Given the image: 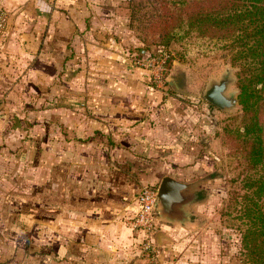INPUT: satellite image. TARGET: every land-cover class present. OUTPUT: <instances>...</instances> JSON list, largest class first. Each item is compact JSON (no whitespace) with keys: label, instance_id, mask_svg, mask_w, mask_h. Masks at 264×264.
Segmentation results:
<instances>
[{"label":"crops","instance_id":"1","mask_svg":"<svg viewBox=\"0 0 264 264\" xmlns=\"http://www.w3.org/2000/svg\"><path fill=\"white\" fill-rule=\"evenodd\" d=\"M96 1L0 0V110L29 77L60 65L68 95L52 106L50 134L20 144L14 184L0 170V264H138L130 220L141 187L164 176L188 183L184 173L197 169V117L146 85L123 50L93 43ZM16 151L0 149V167Z\"/></svg>","mask_w":264,"mask_h":264},{"label":"rangeland","instance_id":"2","mask_svg":"<svg viewBox=\"0 0 264 264\" xmlns=\"http://www.w3.org/2000/svg\"><path fill=\"white\" fill-rule=\"evenodd\" d=\"M94 5L97 10L90 16L93 18L90 29L95 32L93 43H109L116 50H123L131 66L130 60L138 50L156 53L161 49L169 56L166 82L157 88L146 75L145 84L162 96L174 97L179 108L191 110L197 117L192 131L197 169L184 173V177L188 183L203 180L198 187L200 200L190 209L192 217L186 226L154 223L153 251L145 248L147 237L136 231L140 236L138 264H242L240 229L247 224L238 219L244 205L241 198L245 195V200L254 199L251 194L254 188L248 190L244 185L255 183L264 172L261 174L258 167L254 168L249 159L250 139L244 136L247 121L239 104L238 69L230 65L225 57L227 52L220 47L203 52V47L184 41L162 46L159 33L150 26L157 15L155 0H97ZM63 68L60 65L57 74L42 78L43 85L36 77H29L25 93H11L9 105L13 108L0 110V116L10 122L0 126V149L17 150L6 157L10 167L8 162L0 167L12 184L13 175H18L12 165L17 166L24 159L19 153L20 144L29 149L39 132L50 134L52 106L68 97ZM228 71L231 82L226 95L235 96L238 104L233 110L222 112L208 104L203 93L211 81H219ZM169 76L175 79L179 92L169 87ZM51 82L57 86L51 89ZM184 129L189 130V126ZM39 140L51 143L50 137ZM158 185L159 182L153 187L157 189Z\"/></svg>","mask_w":264,"mask_h":264},{"label":"trees","instance_id":"3","mask_svg":"<svg viewBox=\"0 0 264 264\" xmlns=\"http://www.w3.org/2000/svg\"><path fill=\"white\" fill-rule=\"evenodd\" d=\"M157 15L150 26L162 46L188 42L203 52L219 47L236 67L237 87L250 139V162L264 172V0H155ZM244 188L254 199L241 198L239 220L242 264H264V174ZM262 202V206L260 205ZM244 216V217H243ZM243 218V219H242Z\"/></svg>","mask_w":264,"mask_h":264},{"label":"water","instance_id":"4","mask_svg":"<svg viewBox=\"0 0 264 264\" xmlns=\"http://www.w3.org/2000/svg\"><path fill=\"white\" fill-rule=\"evenodd\" d=\"M231 82L229 71L219 81H211L203 93V99L222 112L233 110L237 98L226 95ZM167 83L173 91L179 92L174 78L169 76ZM203 180L193 183L180 182L171 176H164L156 189V200L153 207L154 223L163 222L167 225L186 226L190 223V209L200 200L198 187ZM157 235V240L159 236Z\"/></svg>","mask_w":264,"mask_h":264},{"label":"built area","instance_id":"5","mask_svg":"<svg viewBox=\"0 0 264 264\" xmlns=\"http://www.w3.org/2000/svg\"><path fill=\"white\" fill-rule=\"evenodd\" d=\"M7 27V16L2 8H0V37L4 34ZM132 66L146 72L149 78L157 88H162L167 77V62L168 54L161 49L148 51L140 49L132 56ZM156 200V188L151 185L141 187L136 199V210L133 218L130 220V225L136 231L141 232L147 237L145 248L154 250V243L151 239V234L154 227V212L153 207Z\"/></svg>","mask_w":264,"mask_h":264}]
</instances>
